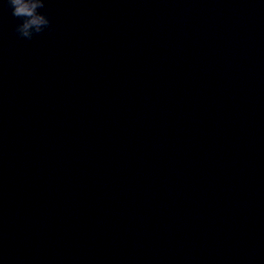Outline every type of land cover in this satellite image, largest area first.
Returning <instances> with one entry per match:
<instances>
[{
  "label": "clouds",
  "instance_id": "9594fccd",
  "mask_svg": "<svg viewBox=\"0 0 264 264\" xmlns=\"http://www.w3.org/2000/svg\"><path fill=\"white\" fill-rule=\"evenodd\" d=\"M11 14L20 22L15 32L20 38L31 40L50 26L48 16L40 11L45 7L44 0H6Z\"/></svg>",
  "mask_w": 264,
  "mask_h": 264
}]
</instances>
